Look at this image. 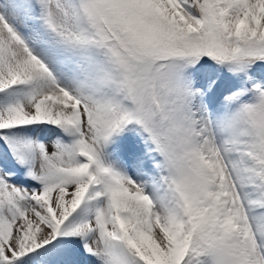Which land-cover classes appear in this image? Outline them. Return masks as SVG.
I'll list each match as a JSON object with an SVG mask.
<instances>
[{
  "label": "snow or ice",
  "instance_id": "obj_1",
  "mask_svg": "<svg viewBox=\"0 0 264 264\" xmlns=\"http://www.w3.org/2000/svg\"><path fill=\"white\" fill-rule=\"evenodd\" d=\"M0 264H264V0H0Z\"/></svg>",
  "mask_w": 264,
  "mask_h": 264
}]
</instances>
